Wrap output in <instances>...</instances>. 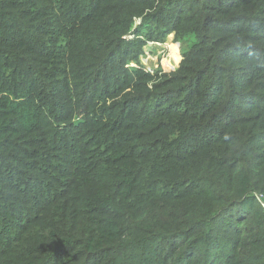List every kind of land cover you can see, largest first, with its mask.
Returning a JSON list of instances; mask_svg holds the SVG:
<instances>
[{"label":"trees","instance_id":"16d2710c","mask_svg":"<svg viewBox=\"0 0 264 264\" xmlns=\"http://www.w3.org/2000/svg\"><path fill=\"white\" fill-rule=\"evenodd\" d=\"M172 34L175 72L121 79ZM112 76L140 92L94 121ZM0 161V211L10 170L33 201L16 264H264V0H0Z\"/></svg>","mask_w":264,"mask_h":264},{"label":"rangeland","instance_id":"374dc122","mask_svg":"<svg viewBox=\"0 0 264 264\" xmlns=\"http://www.w3.org/2000/svg\"><path fill=\"white\" fill-rule=\"evenodd\" d=\"M142 24L141 18H136L134 20V29L137 27L140 28ZM134 34H129L125 37L127 40H136ZM142 37V36H140ZM139 37V38H140ZM142 39V38H141ZM191 42H194V39H192ZM187 51L184 46H182L180 43L175 42V35H169L168 39L165 43L162 42H147L144 48L142 49V55H140L139 62L134 61L133 59L127 62V64L123 67V71H121V79L125 80V70H129L131 74H133L134 70H139V68L143 69L145 72L148 73L150 76L153 77V79L147 83V87L149 89H153L154 85L160 82V78L164 74H171L175 72L183 60L184 54ZM114 81V77H111L110 84L106 87V89H110L109 93H101V90H99L95 101H94V107L93 111H95V115L92 117L94 121H99L102 116V111L104 108L108 107H117L119 106L123 100H125V96L129 93L133 92H140L137 90L134 85L131 86L129 89L125 91V85L122 83H118L122 85V88L119 89V91L112 92L115 84L112 83ZM139 83L138 80H134V84ZM117 85V84H116ZM102 89V88H101ZM93 93V90L90 91V94ZM79 98L75 101V103L79 102ZM77 114V113H76ZM85 123V119L83 117L78 116H70L68 121H65L64 125H62L63 130H71L72 133H76V130L73 128H70V126H75L78 123ZM90 130H94L91 128ZM90 131L84 132L83 137L86 141H90ZM79 135H74L72 139L78 138ZM60 148H62L65 145L60 144ZM73 152H79L81 150V147L79 144L72 145ZM54 154V153H53ZM58 154V156H62L61 152L55 153ZM35 155L27 154L25 158L26 164H32L35 161ZM94 156L92 154L87 155V160L91 161ZM44 167V163H43ZM48 167V164L46 165ZM44 167V168H46ZM2 168V163L0 161V170ZM74 168L70 169L69 175H64L63 173H58L57 170L54 169L53 175H43V183L37 187L38 189V196H41L43 198L48 194L49 191L57 192L58 190H61L64 188L62 185L64 182L68 180L69 177H72V172ZM61 171V169H60ZM4 173L5 170H2ZM1 173V172H0ZM69 176V177H67ZM6 178H9L8 187H15L18 186L19 183L17 181V172H13L12 170L8 171L5 174ZM36 185V183H35ZM12 188L11 190H6L5 193L7 195L13 196L12 198V204L11 206L15 207V213L13 216L4 213L5 211H0V264H16L15 260L20 256L19 251L25 250V243L23 239L29 238V229L30 225L26 223L24 220L21 219L20 216L17 215L16 210H22L27 211L31 208V204L33 201H30L29 199H26L24 197H21L20 194L16 193ZM16 197H21L23 201L21 202H14V199ZM33 196H31L32 198ZM256 197L261 200L263 198L262 195L256 194ZM264 205V204H263Z\"/></svg>","mask_w":264,"mask_h":264}]
</instances>
